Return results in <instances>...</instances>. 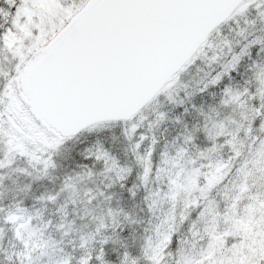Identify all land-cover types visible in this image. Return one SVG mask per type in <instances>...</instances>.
Instances as JSON below:
<instances>
[{"label": "snow or ice", "instance_id": "1", "mask_svg": "<svg viewBox=\"0 0 264 264\" xmlns=\"http://www.w3.org/2000/svg\"><path fill=\"white\" fill-rule=\"evenodd\" d=\"M0 264H264V0H0Z\"/></svg>", "mask_w": 264, "mask_h": 264}, {"label": "water", "instance_id": "2", "mask_svg": "<svg viewBox=\"0 0 264 264\" xmlns=\"http://www.w3.org/2000/svg\"><path fill=\"white\" fill-rule=\"evenodd\" d=\"M198 42V33L189 31L184 34L179 43L171 45L164 56L158 58L151 64L142 76L136 92L120 105L119 110H129L139 99L147 95L150 91L163 87L185 56L195 49ZM103 114L104 113L99 111L77 113L66 110L50 109L41 111L38 113V116L41 118L42 122L46 124L51 123L55 128L69 130L82 118Z\"/></svg>", "mask_w": 264, "mask_h": 264}, {"label": "rangeland", "instance_id": "3", "mask_svg": "<svg viewBox=\"0 0 264 264\" xmlns=\"http://www.w3.org/2000/svg\"><path fill=\"white\" fill-rule=\"evenodd\" d=\"M167 82H168V81H167ZM167 82H166V83H167ZM166 83H165V84H166Z\"/></svg>", "mask_w": 264, "mask_h": 264}]
</instances>
